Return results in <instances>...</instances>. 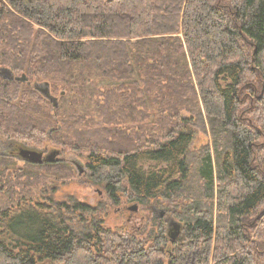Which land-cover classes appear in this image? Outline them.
<instances>
[{"label":"trees","instance_id":"1","mask_svg":"<svg viewBox=\"0 0 264 264\" xmlns=\"http://www.w3.org/2000/svg\"><path fill=\"white\" fill-rule=\"evenodd\" d=\"M3 68L0 137L85 155L109 201L189 241L154 213L144 238L105 229L108 201L54 210L34 187L72 166L0 155V264H264V0H0Z\"/></svg>","mask_w":264,"mask_h":264},{"label":"rangeland","instance_id":"2","mask_svg":"<svg viewBox=\"0 0 264 264\" xmlns=\"http://www.w3.org/2000/svg\"><path fill=\"white\" fill-rule=\"evenodd\" d=\"M42 89H46V87L43 85L41 86ZM155 119V118H154ZM146 121L143 122L145 124ZM142 123L140 125H143ZM150 124V123H149ZM137 127L139 124H136ZM204 141H211L210 138H207L206 136L198 133L196 136V139L193 141L191 145V149H198L201 147ZM36 150L38 152H42L45 155H48L51 151H53L54 147H52L50 144H46L45 146H33L31 144L25 143V142H17L14 140H7L6 138L0 137V155L5 156H11L14 160L15 165L11 168V172H23L24 170L30 171L31 168L28 167V161L23 158L20 154L24 150ZM20 151V153H19ZM59 161H62V163L69 164L74 169V177L67 181L59 176L51 175L53 178L48 183H43L40 187L35 186L34 189H36V192L40 196V201L42 203H45L47 205L53 206V209L59 204H65L68 206L70 210H72L73 207H75L78 204L86 205L87 207H90V209L95 213H98L100 211V208L103 207L101 201H108V209L107 211L102 212L100 216H98L97 220L102 222L101 226L105 229H110L114 232L119 231L123 232L127 236L129 233H132L133 229L137 227V223H134L135 226L131 223H127L125 220L127 218V215L125 213L124 208L128 206H132L135 203L129 202L126 198H119V203H115L113 201H109L108 198L105 196L103 198V195L105 194V190L102 186L94 185L91 179V174L88 171L87 168V160L82 155H78L73 151L69 150H61L58 155ZM20 168V169H19ZM83 168L84 173L83 175H80V169ZM20 171V172H19ZM16 173V174H17ZM46 174V173H45ZM47 175V174H46ZM27 181L26 177H23L22 180H20L21 183H25ZM105 204L107 202H104ZM102 205V206H101ZM140 208V216H147L146 222L143 225L144 229L140 231L139 235L144 238L146 237V232L152 228V219L153 213L150 211H147V207ZM123 209V210H122ZM102 210V209H101ZM152 214V216H151ZM169 218H174L176 220L177 217H175L174 213L169 212L168 213ZM86 218L91 221L94 218L90 215L86 216ZM175 220V221H176ZM98 223V222H97ZM163 223L166 226V222L163 220ZM142 227V228H143ZM184 235H187V239L184 243L189 241L188 232L185 228ZM183 240L180 241L182 243ZM178 243H168L167 248L174 249L177 247ZM193 257V255H192ZM190 258V261L193 260V258ZM194 261V260H193ZM46 264H52V263H46ZM55 264V263H53Z\"/></svg>","mask_w":264,"mask_h":264},{"label":"flooded vegetation","instance_id":"3","mask_svg":"<svg viewBox=\"0 0 264 264\" xmlns=\"http://www.w3.org/2000/svg\"><path fill=\"white\" fill-rule=\"evenodd\" d=\"M42 153V152H40ZM44 155V153H42ZM45 156V155H44ZM47 157H45V160L46 161ZM80 170V175H83L84 173V169L83 168H79ZM107 197L106 194L103 195V198L104 197ZM123 210V209H122ZM125 210V213L127 215V218H126V222L129 224H133L134 223H137V227L133 229L132 231V234H135L137 232H140L141 231V228L143 227V225L145 224L146 222V218L147 216H140V211H139V208H135L134 205L132 206H128L126 208H124ZM154 214L158 215L160 214V211L158 210H155L153 209L152 210ZM168 212L165 213L164 215V221L166 222V233L168 235V239H169V242L170 243H180L181 240H183L184 238V229H183V226H177L175 223H173V218H169V216L167 215ZM128 236H131V233H129Z\"/></svg>","mask_w":264,"mask_h":264},{"label":"water","instance_id":"4","mask_svg":"<svg viewBox=\"0 0 264 264\" xmlns=\"http://www.w3.org/2000/svg\"><path fill=\"white\" fill-rule=\"evenodd\" d=\"M0 75H3L6 78H12V73L8 69H4V68L0 69ZM18 80L25 82L27 81V77L25 75H22L21 77L18 78ZM34 85L47 99L52 101L55 108L58 107V99L51 94L48 83H35ZM43 85L46 87L45 90L41 88V86ZM59 153L60 152L58 150L52 151L51 154L47 156L46 160L50 162L55 161ZM21 155L25 157L27 160L32 162H37V163L43 162V154L37 151L24 150L21 152ZM134 206L135 208H138V205H134ZM165 213H166L165 210L160 211V215L158 217L162 218ZM173 223H175L179 227L181 226L177 222H173Z\"/></svg>","mask_w":264,"mask_h":264},{"label":"bare ground","instance_id":"5","mask_svg":"<svg viewBox=\"0 0 264 264\" xmlns=\"http://www.w3.org/2000/svg\"><path fill=\"white\" fill-rule=\"evenodd\" d=\"M83 85H86V84L83 83ZM92 85H93V84H92ZM93 87H94V86H92V88H93ZM85 88H86V87H85ZM87 89H88V88H87ZM89 89H90V88H89ZM85 90H86V89H85ZM88 94H89V92H88ZM90 94L92 95V93H90ZM90 99H91V98H90ZM90 99H89V100H90ZM139 100H141V98H140ZM90 101H91V100H90ZM12 107H13V106H12ZM71 121H72V120H71ZM73 122H74V121H73ZM73 125H74V124H73ZM11 160H12V159H11ZM33 163H34V162H33ZM35 166H36V165H35ZM48 166H49V165H48ZM50 167H51V166H50ZM45 168H47V167H45ZM19 169H20V168H19ZM43 169H44V168H43ZM25 204H26V203H25Z\"/></svg>","mask_w":264,"mask_h":264}]
</instances>
